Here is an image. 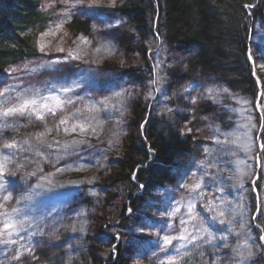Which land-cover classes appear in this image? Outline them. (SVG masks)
<instances>
[{
  "label": "rangeland",
  "instance_id": "374dc122",
  "mask_svg": "<svg viewBox=\"0 0 264 264\" xmlns=\"http://www.w3.org/2000/svg\"><path fill=\"white\" fill-rule=\"evenodd\" d=\"M116 1L44 0L47 5V14L52 17V20L48 24L47 30L32 38L35 41L37 55L30 57L28 60L12 63L4 72L0 73V91L9 86L16 90H21L25 87L39 88L35 87V85L59 91L62 87H71L73 89L76 84L79 85L77 90L73 89L71 92L63 94L74 102L65 109L64 114L57 113L55 117L48 116L44 121H38L35 118L29 120L26 117L7 118V121L4 118H0V136H3L0 140L4 141L3 144L15 142L18 148L21 149L20 151L24 152L26 150L25 154L29 156L28 163L26 162L21 169V174L26 179L23 180L21 177L12 182H6L7 191L0 190V203H3L2 197L4 195L11 194L12 199L5 206L7 210H11L16 202L15 198L19 199L22 195H30L31 199L25 202L24 208L29 211L32 206H35L32 210L34 214L31 212L30 214L33 215V218H38V220L31 221L25 226L32 229L24 231V239L20 241L24 245L22 249L24 251L27 249L24 256L25 261H22L23 259L19 261L13 259L14 256H17L16 254L7 256L4 250L7 249V246L0 248V256L2 254L8 260V257L13 255L10 257L13 261L11 262L12 264H45L44 261L40 260V256H43L46 251L50 253L53 251L56 252L59 260H64L66 264V262L73 261L75 257L73 250L78 245H76L74 239L76 238V241L82 240L89 232L92 236H99L101 233L113 235L118 241L120 238L123 245L128 246L126 242L130 237L126 238L123 235L124 232L129 230V227H116L118 220L104 223L105 219H100V216H103L107 211L106 207H111L112 202H115L114 199L110 200L107 202H110V205H107L104 202L106 197L115 193L116 199L122 200V192L117 185L105 186L106 189L103 193L98 191L97 189L101 188L95 183L97 177L94 172L103 167L102 164L105 166L108 164V156L117 150L116 145H120L119 142L127 131L126 122L130 110V101H148L149 108L152 109L154 116H159L160 113L172 108H174V111L181 113L180 107L182 104L193 102V99H195L196 102L192 104L196 106L200 102L211 110L207 115L200 118L198 126L193 124L194 127L190 126L189 128L191 132H187L190 134L189 140L194 152L185 154L181 164L189 162L190 168L188 171L180 173L182 175L181 179L176 180L167 187L154 189L145 197L141 212H145L155 219L157 227L148 228L150 227H147L149 222H143L142 220L144 219L139 217L131 225L130 229H140L136 234L142 236L144 240L138 244H134V240H132L127 247V252L131 259L138 264L143 261L151 264H234V260L239 259V257L232 253L230 249L234 247L239 252H246V244H251L254 252L251 264H264V249L258 250L256 247V245L264 243V241L258 239L264 236V155L262 159L260 155L264 153V150L261 149V145H264V66L259 61H255V56L258 58L261 55L260 52L264 53V26L261 23L256 24V28L253 30L248 42L249 51L250 49L253 51L250 61L253 67V76L258 86L257 96H245L229 89L225 85L217 84L213 80L214 77L210 75H206V78H201L200 81L196 80V82L193 80V82H190L189 78L184 79L182 84L175 86V91H170L163 81L165 75L161 70L163 65L166 64V59L165 51L159 45L149 48V56L151 59L153 57L154 68L152 71L147 70L149 72L147 76H150L149 80L156 77L160 79L156 85L151 86L154 99H146L150 89L146 88L143 92L144 83V85H141V82L137 81L130 82L128 83L129 85L125 84L116 71L91 67L92 64L98 66L100 63L99 60H95L96 56L94 54L87 55L75 52L77 50L76 44L81 41H86L83 45L90 42L87 36L71 37V40L67 39L66 41L61 39V35L66 30L65 24L72 17L77 16L90 19L91 24L98 27L107 28L108 26L111 30H116L127 37L128 34L134 33L135 31L130 26V22L116 10L118 6ZM246 7L249 8V6ZM57 25H61L59 30H57ZM50 32H55L56 34L42 35ZM135 42L137 44V48H135L137 52L134 53L132 48L128 54L129 57L127 56L129 61L125 59L126 50L123 47L119 48L117 56H111L112 59L117 60L119 63L127 62L128 64H123L125 67L140 65L142 62L134 63L133 59H140L142 46L145 43L138 37L137 33ZM41 45L44 46L43 51L41 50ZM61 48L64 51H59ZM70 51L74 54H79L80 59L65 61L64 58ZM172 58L177 61L184 59L183 55L175 57V54ZM124 59L125 62H121ZM46 62L54 64L47 65ZM37 64L44 65L37 66ZM34 65H36L35 68ZM38 68L43 69L39 70ZM87 69L90 71L87 72ZM50 83L56 84L51 85ZM135 84L140 85L134 86ZM147 85L149 86V83ZM156 88L164 91L162 93L157 92L154 90ZM185 89H189V92H185ZM209 89L212 91H208ZM223 89L228 91L224 92ZM117 93H121V95L117 96ZM10 95L14 97L15 91L10 93ZM106 97L109 98L110 105L106 110L101 109L99 113L90 112L97 117L96 119L100 123L98 126L104 129L103 131L98 130L100 132H95L94 136H90L93 141L85 140V143L76 146V144L70 145V139L66 137L67 134L59 136V131L56 132L55 125L59 123L63 116L72 113L69 110L84 107L82 111L89 112L88 108L92 104L102 101ZM119 98H122V100ZM4 100L5 97H0V107L3 106ZM177 101L178 105L181 106L174 107ZM20 119L22 121L19 123ZM107 119H109V122ZM5 122L8 124L7 128L3 126ZM26 123H29V125L26 126ZM49 128L53 129V132L47 136L56 138L50 148L39 144L35 139L38 134L44 133ZM30 129L29 134H22ZM229 133L232 135L228 136L227 134ZM245 133L247 134V140H245ZM104 134L105 137H103ZM226 136L227 142L224 143ZM216 139H219L222 143L216 144ZM26 140L28 141L27 144H25ZM56 141H59V143L57 144ZM110 141L111 143H109ZM232 141H235V143ZM45 142L50 144L48 141ZM66 142L69 143L67 149L63 147ZM245 144L251 145V148L247 151L244 147ZM94 146L99 147L95 148ZM43 148L47 149L49 157L53 158L55 156V159L51 160V158L48 159L45 156L37 158L33 154L42 152ZM91 148L98 149L100 154L96 157L93 154L94 149ZM91 153L90 157H86ZM104 153L105 155L102 156ZM59 155H62V157L56 159ZM39 158H42V161H38ZM81 158L94 160V165L88 167L80 163V168L74 165L72 169L65 170L66 165L72 166L71 162L81 161ZM95 163L98 165L96 166ZM46 164L49 165L50 169L48 173L43 168ZM33 166H37V172L30 170ZM78 169L91 172V178L87 179L85 176V178L81 179L82 176H78ZM76 170L78 171L76 172ZM33 172L36 173L35 176L32 175ZM75 175H77L76 178H74ZM71 178H73L72 182L76 181L75 187L80 183V186H84V188L82 189V197L80 195L79 198L75 199L78 202L77 206L69 214V219H66L61 206L64 200L63 194H55L52 190L67 187L69 182H71ZM257 182L259 186L256 185ZM196 183H201L202 185L199 195L197 192L189 191L191 186ZM241 184L243 187H240ZM37 185L40 186L37 187ZM181 185H187L188 187H181ZM224 189L227 190L224 195L231 193L241 203L239 207L242 208L243 215H240V210L238 209L235 216L236 224L231 223L217 228L211 220H207V225L210 226L209 230L213 232L214 236H229L225 242H222V245H228L227 248L215 249L213 247L215 240H212L211 243L197 241L195 244H188L187 247L182 246L186 243L185 241L175 239L172 245L164 244L165 236L172 238L187 234L183 232V227L180 225L181 220L189 221L185 226L191 232L193 224L198 222L200 216H204L207 219V217L214 214L212 212H204L202 206L209 204L219 205L220 207L217 208V211L223 210L220 194ZM84 194H88L95 200L100 195L102 197L97 199V201H93V203H89L84 200ZM233 196L231 198L224 197V201L233 199ZM249 200L250 202H247ZM201 201H204L202 206L199 204ZM190 202L195 205V210L191 214L196 218L194 220L189 219V212L186 207ZM178 206L180 211L173 215L174 210ZM258 207L259 211H257ZM78 215L82 216L81 220H77ZM22 216L25 220L31 218V216L24 217L25 214ZM144 224H146V227ZM44 230L46 232L50 231L47 235L56 232L57 236L55 237L60 236L59 240L51 239L50 236L45 237ZM60 232L63 233L64 237L60 235ZM29 233H34V235L26 243ZM197 235H204V233H197ZM14 238L19 237L14 236ZM175 241L176 243H174ZM97 242L100 243L99 240ZM144 243L147 245L151 244V247L146 248ZM102 245H108V242ZM60 250L62 254L60 253L59 255L58 251ZM220 251L224 255L219 256ZM70 252L72 256L69 257L68 253ZM229 255L234 258L233 261L229 260ZM7 260L0 257V264H9Z\"/></svg>",
  "mask_w": 264,
  "mask_h": 264
},
{
  "label": "trees",
  "instance_id": "16d2710c",
  "mask_svg": "<svg viewBox=\"0 0 264 264\" xmlns=\"http://www.w3.org/2000/svg\"><path fill=\"white\" fill-rule=\"evenodd\" d=\"M43 1L0 0V73L4 72L12 63L28 60L30 57L37 55L35 41L32 38L47 30L48 24L52 20V17L47 14V5L45 2L43 4ZM116 3L118 4L116 10L130 22V26L135 31L128 34V37L116 30H111L108 26V29L95 26L91 24L90 19H84L79 16L72 17L65 24L66 30L61 35L62 40H71V37L75 38L76 36H87L89 38L90 42L83 45L85 42L81 41L76 44V48L79 54H94L96 56V59H94L100 61L98 66L92 64L91 67L116 71L125 84L140 81L141 85L145 84L143 87L144 92V89H150V86L147 85L150 76L147 75L148 71H152L154 68L153 57L151 59L149 56V48L161 45L165 51L166 59V64L163 65L161 72L165 75L163 79L164 85L170 91H175V86L182 84L184 79L189 78L190 82H196V80L200 81L201 78H206V75H210L214 77L213 80L217 84L225 85L229 89L245 96H257L258 86L253 76V67L250 61L253 51L251 49L249 51L248 42L253 30L256 28V24L261 23L264 26V0H117ZM246 6H249V8ZM136 33L145 44L142 46L140 59L135 58L133 61L134 63H142L125 67L123 64H128L125 59L129 61L128 54L132 48L134 53L137 52L135 50L137 48L135 42ZM122 47L126 50V58L121 62L125 63H119L111 57L117 56L119 48ZM174 54L175 57L183 55L184 59L179 60L180 62L176 59L173 60ZM260 54L258 58L255 56V61H259L264 66V53L260 52ZM46 64L50 63L46 62ZM35 67L36 65H34ZM38 69L42 70L41 68ZM89 71L87 69V72ZM136 85L140 84H135L134 86ZM35 87L43 88V86L38 85H35ZM78 88L79 86H76L75 90ZM44 89L41 90L42 94H48ZM176 103L174 107L181 106L178 105V101ZM192 103L182 104L180 107L181 113L174 111V108H172L160 113L159 116H154L152 109L149 108L148 101H130V110L126 122L127 131L122 140H120V145H116L117 150L108 156V164L106 166L102 164L103 167L94 172L97 177L95 183L101 188L97 189L98 191L103 193L106 189L105 186L117 185L122 192V200L116 199L115 193L106 197V201L103 200L107 203L114 199L115 202H112L111 205L110 202L107 203L111 207H106L107 211L103 216H100V219H105L104 223L118 220L116 227H129V230L124 232L123 235L126 238L130 237L126 242L128 246L132 240H134V244L144 240L142 236L136 234L140 229H130L131 225L139 217L144 219L142 220L143 222H149L147 227H150L148 228L157 227L155 219L151 218L149 214L141 212L145 197L152 190L167 187L176 180L181 179L182 175L180 173L188 171L190 168L189 162L181 164L185 154L194 152L189 140L190 134L188 133L191 132L189 128L190 126L194 127V125L198 126L200 118L207 115L211 110L200 102L196 106ZM82 109L84 107L80 110L82 111ZM76 110L71 109L69 111L75 112ZM82 112L85 116L93 115L87 111ZM21 121L22 119H20L19 123ZM90 123L95 128V132L98 133L100 132L98 130H104L98 126L100 125L98 119L92 120ZM23 124L25 125V123ZM27 125L29 123H26ZM30 131L31 129L22 134H29ZM56 132L58 131L56 130ZM62 135L66 134L62 131L59 136ZM85 135L90 137L95 134L91 131L87 132V134L77 132L68 135L70 137H67V139ZM2 137L0 136V138ZM103 137H105V134ZM55 139L53 136L47 135L44 138L50 144H54ZM3 142L1 139L0 161H3L4 157L8 156L11 159V163L8 164L7 172L0 176V183L6 184V182H12L21 177L25 180L26 177L21 174V169L26 162L28 163L29 156L25 154L26 150L22 152L18 146L14 149H4L2 146L4 145ZM99 146L94 147L98 148ZM95 148L91 149H94L93 154L97 157L100 152ZM42 152L45 157L51 158L48 156L47 149H43ZM38 153L33 154L38 158L41 156ZM91 155L92 153L86 157ZM104 155L105 153L102 156ZM260 155L262 159L264 153ZM53 158L55 159V156ZM53 158L51 160H54ZM93 161L81 158V161L71 162L72 166L66 165L65 170L72 169L74 165L80 168V163L84 166L92 167L94 165ZM113 163L115 164L114 166ZM95 165L97 166L98 164L95 163ZM43 168L47 171L46 173L50 171L47 164ZM30 170L37 172V166L31 167ZM82 172H85V170ZM74 178H76V175ZM83 178L85 176H82L81 179ZM75 182H69V185L59 189L60 191L58 189L52 190L55 194H63L64 200L61 206L66 219H69V214L74 211L75 206L78 204L75 199L79 198L80 195L82 197L84 186H80V183H78L77 187H75ZM102 185L103 187H101ZM256 185L259 186L258 182ZM225 189L220 194L221 201H224V197H228L226 196L227 193L224 195L227 191ZM229 194L231 197L233 196L231 193ZM101 197L100 195L97 199ZM97 199L95 200L88 194H84L86 202L93 203ZM15 200L14 207L20 208L26 218L31 216L28 220L24 219V227L29 222L38 220V218H33V215L30 214V212L34 214L32 210L35 206H32L31 210L28 211L24 208L25 202L28 200H21V196L19 199L15 198ZM18 200H20L19 204H17ZM225 202H231V205L237 211L238 205L240 206L241 204L240 202L237 204L233 199H228ZM10 203L12 205V201ZM199 204L201 206L204 205V201L199 202ZM81 219L82 216L78 215L77 220ZM232 223L236 224V218ZM144 226L146 227V224ZM215 227H222V224L215 223ZM25 229L29 231L32 228L25 227ZM47 233H50V231L46 232L44 230L45 237L50 236L51 239L59 240L60 236L55 237L57 236L56 232L51 235H47ZM62 234L60 232V235ZM28 239L29 236L26 243H28ZM74 240L76 245H78L75 248V253L73 250L75 257L73 256V261L66 262V264H138L131 259L127 252L128 246L123 245L120 238L118 241L113 235L101 233L99 236H92L89 232L82 240L76 241V238ZM105 242H108V245H102ZM144 245H146V248L151 247V244L147 245L144 243ZM1 247H5V244L0 243ZM14 251L6 252L7 256L14 254ZM44 253L43 256H40V260L44 261L45 264H65L64 260H59L56 252L52 251L50 253L46 251ZM60 253L62 254L61 250L58 251L59 255ZM220 254L224 255L221 251ZM12 256H9L8 260L2 254L0 257L12 264L11 262L13 261L10 258ZM20 259L25 261L24 256ZM140 264L151 263L143 261Z\"/></svg>",
  "mask_w": 264,
  "mask_h": 264
},
{
  "label": "snow or ice",
  "instance_id": "6c2138e0",
  "mask_svg": "<svg viewBox=\"0 0 264 264\" xmlns=\"http://www.w3.org/2000/svg\"><path fill=\"white\" fill-rule=\"evenodd\" d=\"M57 30L61 27V25H57ZM55 32L50 33H44L42 35H55ZM86 42V41H85ZM43 45H41V50L43 51ZM59 51H64V49H59ZM99 51V49H97ZM65 61L69 59H80L79 54H74L73 52H69L68 55L64 58ZM43 67V66H42ZM159 77L152 78L149 80V86L150 90L148 93V96L146 99H154L152 96L153 89L151 88L152 85H156L159 81ZM75 84V82H73ZM78 87L79 85L76 84ZM73 89L71 87H62L57 90L55 89H45V91L48 94H42L41 89L39 88H33V87H25L21 90L13 89L11 86L5 88L3 91H0V97H5V100L3 101V106L0 107V118H4L5 121H7V118H29L31 120L32 118H35V120L38 121H44L46 117L52 116L55 117L57 113H63L65 109L72 105L74 102L71 98L65 97L63 94L71 92ZM157 92H163V89L156 88L154 89ZM15 91V96L12 97L10 93ZM208 91H212L209 89ZM224 92H227V89H223ZM185 92H189V89H185ZM117 96H120L121 93H117ZM195 99H193V103H195ZM99 105V106H98ZM109 98H105L102 101H98L94 104H92L88 110L89 112H95L99 113L101 109H107L109 107ZM122 115V113H121ZM97 117L95 115L91 116H85L83 112L80 109H77L75 112L70 113L67 116H63L57 125H55V129L57 131H63L67 135H71L72 133H80L85 134L89 131H91L93 134H95V128L91 126L90 121L95 120ZM70 125V127H69ZM5 128L8 127L7 122L3 125ZM53 129L49 128L46 129L44 133L38 134L35 139L39 142V144L44 145L45 147H51V144H48L45 142L44 137L51 133ZM219 131V129H217ZM228 136L232 135L231 133L227 134ZM245 140H247V134L245 133ZM227 142V136L224 141V143ZM235 143V141H232ZM28 141H25V144H27ZM58 144L59 141H56ZM85 143L83 140H71V144H80ZM111 143V141L109 142ZM216 144H221L222 141L219 139L215 140ZM17 145L15 142L7 143L3 145L4 149H14ZM63 147L67 149L69 147V144L66 142ZM245 150H249L251 148L250 144H245ZM261 149L264 150V145H261ZM207 151V149H206ZM38 155H43V153H38ZM11 163V159L8 156H5L3 161H0V176H3L4 173L8 170V164ZM60 171V169H58ZM11 175V174H10ZM33 176L36 175L35 172L32 173ZM50 183V181H49ZM40 185H37L39 187ZM143 187V185H141ZM181 187H188L187 185H181ZM202 185L201 183H196L189 191L197 192L199 195V190L201 189ZM240 187H243L241 184ZM0 190L7 191V187L4 183H0ZM222 191V190H220ZM12 199L11 194L4 195L2 197L3 203H0V243L5 244L7 246L9 243H17L16 240H12V236H17L20 239H24L23 236L20 235L21 232L26 231L24 225L25 220L20 219L19 217L23 214L22 210L18 207H14L11 210L6 209V204L9 200ZM22 200H30V195H22ZM20 203V200L17 201V204ZM221 204L223 206V210L217 211V208L220 207L219 205H204L203 210L204 212H212L213 215L207 217L205 219L204 216H200L197 223H194L192 226V231L189 232L188 228L185 226L189 221L181 220L180 225L183 227V232L187 233L186 235H179L174 236L172 238H169L167 236L164 237V244L165 245H172L173 240H179V241H185L186 243L182 245L183 247H187L188 244H195L197 241H204L205 243H211L214 239H219L221 242L225 241L227 239L226 236H220L216 237L213 235V232L209 230L210 226L207 225V220H211L213 224L219 223L222 225H228L233 222V219H235V216L237 214V209L234 208L231 205V202H225L221 201ZM188 212H189V219L194 220L196 219L191 214L195 210V205L191 202L186 205ZM131 211V210H129ZM180 211V207L178 206L174 212L173 215H175L176 212ZM257 211H259V207L257 208ZM240 215H243V211H240ZM227 217V218H226ZM203 232L204 235H197V233ZM34 235V233H29V236ZM118 238V237H117ZM260 241H264V236H261L258 238ZM23 247V245H21ZM224 247L227 248L228 245L224 244ZM257 249H264V243L256 245ZM247 251L246 252H239L236 248H231L230 251L232 253H235L239 259L234 260V258L229 255V260L233 261L234 264H251V259L254 256L253 252V246L251 244H246ZM27 251V249H26ZM20 255L14 256L13 259L19 260Z\"/></svg>",
  "mask_w": 264,
  "mask_h": 264
},
{
  "label": "bare ground",
  "instance_id": "6f19581e",
  "mask_svg": "<svg viewBox=\"0 0 264 264\" xmlns=\"http://www.w3.org/2000/svg\"><path fill=\"white\" fill-rule=\"evenodd\" d=\"M42 3H44V1L42 2ZM76 53H78L77 52V50L75 51ZM53 63H50V64H47V65H52ZM39 65H43V64H37V66H39ZM41 69H43V68H41ZM264 73V72H263ZM73 89H75V87H73ZM120 100H122V98H119ZM105 110V109H104ZM114 111H116V109H114ZM107 120H109V119H107ZM13 124V123H12ZM15 124V123H14ZM62 134V131H60V133H59V135H61ZM63 136V135H62ZM65 136V135H64ZM66 137H70V136H66ZM73 139H75V140H83V141H85V140H93V138H91V137H87L86 135L85 136H75L74 138H72V139H70L69 140V143H70V145H73V144H71V140H73ZM82 143H80V144H76V146H79V145H81ZM43 149H46V148H43ZM42 149V150H43ZM43 153V152H42ZM52 153H54V152H52ZM43 156H45L44 155V153H43V155H41L40 157H42L43 158ZM50 156V155H49ZM62 157V155H59V157H57L56 159H59V158H61ZM42 158H39L38 159V161H42ZM48 159H50V158H48ZM79 174H78V176H86V178L87 179H90L91 178V172H89V171H85V172H82V170H79V172H78ZM80 176V177H81ZM76 177H77V175H76ZM53 179V178H52ZM54 180V179H53ZM226 196H228V197H230L231 198V196H230V194L229 193H227V195ZM233 201H235V202H237V204H238V199H235L234 198V196H233ZM247 202H250V200L249 201H247ZM238 207H239V205H238ZM240 211L242 210V208L241 207H239L238 208ZM31 213H33V212H31ZM24 217H26V216H24ZM20 219H22L23 218V216L22 217H19ZM24 219V218H23ZM20 235H21V233H20ZM215 235H217V234H215ZM29 236V235H28ZM33 235H31V236H29V238H31ZM74 237V236H73ZM11 239L12 240H16L17 241V243H11V244H9L6 248L7 249H4L5 250V252H11L12 250H16V251H18V252H16V251H14L13 253L14 254H16V255H18V254H22V255H20V257H23V256H25L26 255V251H24V250H21L23 247H24V245H23V247H21V239L20 238H14V236L13 237H11ZM215 240V242H214V244H213V247L215 248V249H223L224 248V245H222V242L219 240V239H214ZM219 240V241H218ZM174 243H176V241L174 242ZM79 251V250H78ZM74 253H75V250H74ZM68 256L70 257V256H72V254H71V252L70 253H68ZM219 256H222L220 253H219Z\"/></svg>",
  "mask_w": 264,
  "mask_h": 264
}]
</instances>
